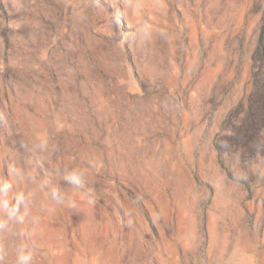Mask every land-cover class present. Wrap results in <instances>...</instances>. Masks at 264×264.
Here are the masks:
<instances>
[{
    "label": "rangeland",
    "instance_id": "rangeland-1",
    "mask_svg": "<svg viewBox=\"0 0 264 264\" xmlns=\"http://www.w3.org/2000/svg\"><path fill=\"white\" fill-rule=\"evenodd\" d=\"M261 28L264 0H0V264H264Z\"/></svg>",
    "mask_w": 264,
    "mask_h": 264
},
{
    "label": "trees",
    "instance_id": "trees-1",
    "mask_svg": "<svg viewBox=\"0 0 264 264\" xmlns=\"http://www.w3.org/2000/svg\"><path fill=\"white\" fill-rule=\"evenodd\" d=\"M253 63H258L264 72V29H260L257 43L252 55ZM258 96L264 100V76L256 80V84L252 89V96ZM261 121V120H260ZM264 128V123H259Z\"/></svg>",
    "mask_w": 264,
    "mask_h": 264
},
{
    "label": "clouds",
    "instance_id": "clouds-1",
    "mask_svg": "<svg viewBox=\"0 0 264 264\" xmlns=\"http://www.w3.org/2000/svg\"><path fill=\"white\" fill-rule=\"evenodd\" d=\"M66 179L70 183H74L77 186H82L81 176L76 174L75 172L68 175L66 177ZM10 187H11V185L5 182L2 186H0V191L6 193ZM56 196H57V193L53 192V197L55 198ZM16 199L18 202H22L24 198H23V195L21 194V195H18ZM3 204H4V207L7 209L8 208V202L4 201ZM14 211H15V209L10 210L9 215L11 216L14 213ZM18 260H19V264H29V261L31 260V256L30 255H20Z\"/></svg>",
    "mask_w": 264,
    "mask_h": 264
}]
</instances>
